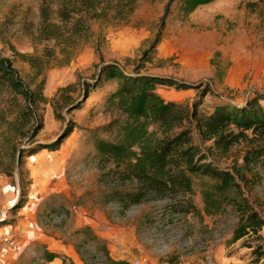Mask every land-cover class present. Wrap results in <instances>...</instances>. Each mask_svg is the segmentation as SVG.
Returning <instances> with one entry per match:
<instances>
[{
    "label": "rangeland",
    "instance_id": "374dc122",
    "mask_svg": "<svg viewBox=\"0 0 264 264\" xmlns=\"http://www.w3.org/2000/svg\"><path fill=\"white\" fill-rule=\"evenodd\" d=\"M168 1L139 0L125 25L92 23V40L60 65L59 45L41 34V3L0 0V59L9 60L27 83L35 75L29 59L40 61L47 99L58 88L89 82L102 64L115 63L127 73L198 87L157 86L156 93L189 111L196 105L199 115L257 97L264 109V0H215L186 20L178 18L175 2L163 20L160 43L147 54L150 61H141ZM217 52L225 72L221 82L210 65ZM102 87L110 90V84ZM203 91L209 92L202 96ZM101 94L67 117L76 127L58 151L42 150L24 159L23 195L17 173L0 175V264H31L43 249L59 256L50 264H61L62 257L75 264H106L104 252L128 264H264V256L255 252L264 251V228L258 237L232 243L239 212L227 206L217 216L205 214L202 192L208 180L186 175L187 185L180 180L167 190L154 189L94 157L92 139L114 141L124 121L119 112L105 108ZM4 102L0 96V113ZM39 113L43 129L36 142L48 144L63 125L54 120L49 104ZM185 127L193 144L209 145L192 125ZM263 151L264 140L248 133L224 158L208 160L219 171L243 176V182L237 179L243 197L264 219ZM138 194L142 199L135 204L131 199ZM21 197L23 206L12 211Z\"/></svg>",
    "mask_w": 264,
    "mask_h": 264
},
{
    "label": "trees",
    "instance_id": "16d2710c",
    "mask_svg": "<svg viewBox=\"0 0 264 264\" xmlns=\"http://www.w3.org/2000/svg\"><path fill=\"white\" fill-rule=\"evenodd\" d=\"M37 1L41 3V34L44 39L57 42L61 55L58 62L63 65L92 40V23L125 25L139 0ZM214 1L169 0L160 29L141 61H150L147 54L160 43L163 20L171 14L170 9L175 2L178 18L186 20L199 7ZM51 5L55 6L54 11L50 10ZM96 51L99 52L98 46ZM219 58L220 53H215L210 65L214 70V78L221 82L225 72L220 67ZM29 65L35 70V75L27 83L9 60L0 59V96L5 98L0 113V175L11 177L17 173L21 195L24 194L21 171L24 159L42 150L58 151L76 127L67 117L74 111L82 110L92 96L103 93L100 98L105 108L119 112L124 121L118 125L114 141L96 137L92 139L96 159L159 190L175 187L180 180L187 185L190 176L208 180V186L202 192L205 214L214 217L231 206L239 212L238 226L233 231L231 242L249 235L258 237L264 228V219L243 197L240 184L237 183V179L244 181L243 176L219 171L208 159L209 156H216L221 160L234 145L246 139L248 133L254 139L264 140V109L259 105L262 100L260 97L246 101L240 107L221 105L212 114L203 116L198 114L196 105L189 111L187 107L165 102L156 93L157 86L174 84L181 89L198 87L140 74L138 71L127 73L119 65L108 63L102 64L89 82L58 88L52 98L47 99L43 93L46 79L42 73V63L29 59ZM105 83L110 84V90L103 89ZM207 92L203 91L202 96ZM46 104L50 105L54 120L63 126L50 143L41 144L36 142L43 129L39 109ZM187 123L197 131L202 143L209 144L205 149L192 143L190 129L185 127ZM175 131L179 132L175 134ZM258 156L261 153H256L255 157ZM141 199L138 194L131 200L136 204ZM23 204L24 199L21 197L12 211L20 209ZM255 252L259 258L264 256L261 249ZM104 254L106 264H128L112 259L107 252ZM58 257L43 249L39 259L33 258L30 263L39 264L42 261L43 264H50ZM61 264L75 263L62 257Z\"/></svg>",
    "mask_w": 264,
    "mask_h": 264
},
{
    "label": "built area",
    "instance_id": "2783aa9c",
    "mask_svg": "<svg viewBox=\"0 0 264 264\" xmlns=\"http://www.w3.org/2000/svg\"><path fill=\"white\" fill-rule=\"evenodd\" d=\"M136 264H138V262Z\"/></svg>",
    "mask_w": 264,
    "mask_h": 264
}]
</instances>
